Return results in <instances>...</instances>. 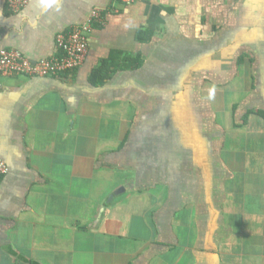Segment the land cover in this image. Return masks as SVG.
Here are the masks:
<instances>
[{
	"label": "crops",
	"instance_id": "0c3cea01",
	"mask_svg": "<svg viewBox=\"0 0 264 264\" xmlns=\"http://www.w3.org/2000/svg\"><path fill=\"white\" fill-rule=\"evenodd\" d=\"M96 8L80 68L0 75V264H264V0H0V52Z\"/></svg>",
	"mask_w": 264,
	"mask_h": 264
},
{
	"label": "built area",
	"instance_id": "2783aa9c",
	"mask_svg": "<svg viewBox=\"0 0 264 264\" xmlns=\"http://www.w3.org/2000/svg\"><path fill=\"white\" fill-rule=\"evenodd\" d=\"M121 4H131L133 0H118ZM30 0H5L7 9L13 13L26 10ZM115 13L116 10L113 9ZM106 13V12H105ZM107 14V13H106ZM104 11L93 9L87 20L72 27L69 32L56 36L58 55L31 61L18 50H2L0 52V75L5 77H28V78H58L67 72L76 70L84 63L88 38L94 24L104 23ZM8 172L7 164L0 159V178Z\"/></svg>",
	"mask_w": 264,
	"mask_h": 264
},
{
	"label": "clouds",
	"instance_id": "9594fccd",
	"mask_svg": "<svg viewBox=\"0 0 264 264\" xmlns=\"http://www.w3.org/2000/svg\"><path fill=\"white\" fill-rule=\"evenodd\" d=\"M56 0H42V3L46 6H51Z\"/></svg>",
	"mask_w": 264,
	"mask_h": 264
},
{
	"label": "trees",
	"instance_id": "16d2710c",
	"mask_svg": "<svg viewBox=\"0 0 264 264\" xmlns=\"http://www.w3.org/2000/svg\"><path fill=\"white\" fill-rule=\"evenodd\" d=\"M137 63H138V61H137ZM137 66H138V65H137ZM137 66H136V67H137ZM136 67H135V68H136ZM92 77H93V80H95V77H96V76H95V72L92 74ZM263 117H264V115H263Z\"/></svg>",
	"mask_w": 264,
	"mask_h": 264
}]
</instances>
